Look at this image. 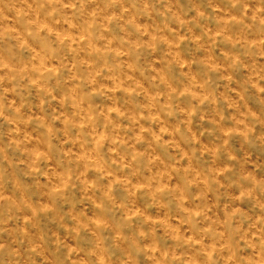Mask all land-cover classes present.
<instances>
[{
	"label": "clouds",
	"instance_id": "clouds-1",
	"mask_svg": "<svg viewBox=\"0 0 264 264\" xmlns=\"http://www.w3.org/2000/svg\"><path fill=\"white\" fill-rule=\"evenodd\" d=\"M0 264H264V0H0Z\"/></svg>",
	"mask_w": 264,
	"mask_h": 264
}]
</instances>
